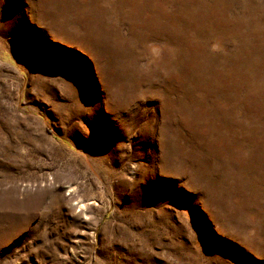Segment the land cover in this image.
<instances>
[{
  "label": "rangeland",
  "instance_id": "obj_1",
  "mask_svg": "<svg viewBox=\"0 0 264 264\" xmlns=\"http://www.w3.org/2000/svg\"><path fill=\"white\" fill-rule=\"evenodd\" d=\"M0 264H264V0H0Z\"/></svg>",
  "mask_w": 264,
  "mask_h": 264
}]
</instances>
